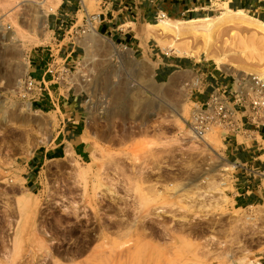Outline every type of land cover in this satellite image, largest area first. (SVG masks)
<instances>
[{
	"label": "rangeland",
	"instance_id": "374dc122",
	"mask_svg": "<svg viewBox=\"0 0 264 264\" xmlns=\"http://www.w3.org/2000/svg\"><path fill=\"white\" fill-rule=\"evenodd\" d=\"M128 1L133 17L153 13L121 27L140 48L88 20L101 13L95 0H81L77 15L56 32L48 19L60 0H0V264L111 261L107 249L93 252L98 244L121 253L119 264H264V162H255L262 175L253 179L231 165L237 156L219 127L196 140L186 124L208 82L201 72L231 82L237 75L264 77V40L246 24H216L210 40L181 36L179 49L194 55H180L168 45L172 34L148 26L158 23L156 13L178 21L215 17L227 0ZM198 5L204 10L184 11ZM245 13L262 19L260 12ZM109 42L132 56L116 54ZM64 45L75 48L70 72L89 101L70 115L61 102L66 89L48 84L55 96L44 91L41 107L31 101L27 109L21 81L32 70L29 61L42 49L65 57L70 51L55 52ZM163 58L199 74L159 82L155 69ZM214 59L234 67L228 71ZM142 60L156 67L142 73ZM255 138L264 146V136ZM61 141V157L35 167L37 151ZM256 153L264 159L263 149Z\"/></svg>",
	"mask_w": 264,
	"mask_h": 264
},
{
	"label": "built area",
	"instance_id": "2783aa9c",
	"mask_svg": "<svg viewBox=\"0 0 264 264\" xmlns=\"http://www.w3.org/2000/svg\"><path fill=\"white\" fill-rule=\"evenodd\" d=\"M100 7L106 0H95ZM157 18L164 19L166 14L162 11L156 13ZM88 20L101 21V13L90 16ZM72 25V24H71ZM69 26V29H72ZM70 31H67V33ZM75 33V32H74ZM125 47V46H124ZM41 50L40 60L43 62L44 76L36 80L28 73L21 81L23 90L28 94L29 104L31 101H37L43 98V92L48 90V84L56 85L58 89L64 87L66 95L85 96L84 103L89 101L86 89L74 80V76L70 72L71 66L68 57L72 51L65 57L53 54L51 49ZM75 67V66H74ZM200 83H201V78ZM199 82L196 79L195 85ZM71 92V93H70ZM190 136L196 140L204 139L214 127H219L222 132L223 141L228 142L231 139L236 141L238 136L245 139H254V135L262 138L264 136V77H256L252 75L232 76V82L227 86H216L212 89L208 98L204 102L195 101L193 103L190 117L186 121ZM251 139V140H252ZM259 147V151L264 150V146L260 147L259 142L254 140ZM244 143H241V145ZM261 163L264 159H260ZM235 168L245 170L247 175L253 179L260 177V169L246 168L245 164L233 160Z\"/></svg>",
	"mask_w": 264,
	"mask_h": 264
},
{
	"label": "crops",
	"instance_id": "0c3cea01",
	"mask_svg": "<svg viewBox=\"0 0 264 264\" xmlns=\"http://www.w3.org/2000/svg\"><path fill=\"white\" fill-rule=\"evenodd\" d=\"M128 0L124 1H118V0H106L103 4V7L101 8V21H100V31L101 33L108 34L113 39L118 40L121 44L130 45L132 47L140 48V43L137 42L138 37L132 33L131 31H123L121 29L122 26L126 25L129 22H132V20L138 21L139 17L148 16V14H153L150 11L144 10L143 15L138 14L136 17H133L128 14L127 12V6L130 5ZM143 1V0H142ZM264 1V0H263ZM137 3H141L137 1ZM228 7L235 8H241L244 10H253L256 12H260L262 14L261 21L264 23V3L261 2V0H258L257 3H250L248 0H227L226 1ZM123 4V5H122ZM81 5V0H60V4L58 5V8L56 12L52 13V15L48 19V27L51 29V31L56 32L58 30H62L64 27L68 25L70 21L74 18L75 15H77V12L79 10V7ZM194 5V3H193ZM125 11H124V10ZM199 10H204V6L198 5L194 6L193 8L189 7L185 9V12H188L190 14H194L195 12ZM76 13V14H75ZM144 19V18H143ZM131 32V33H130ZM136 43V44H135ZM65 46V45H64ZM61 52H68L72 51L75 53V48L68 46V47H61L55 50V52L58 51ZM52 51V50H51ZM77 51V50H76ZM68 52V53H70ZM67 53V54H68ZM73 53V54H74ZM41 51L40 53H37L33 59L29 61V65L32 67V70H30L29 74L31 77L35 78L36 80H40L44 77V79H47L48 77L44 76V68H43V62L40 60L41 58ZM181 64L180 60H167L165 58L161 59L160 62H158V65L155 69V79L159 82L167 81L175 79L181 72L184 71H191L189 74H192L194 72V75L197 76L199 74L195 70H184L182 68H179ZM178 68V69H174ZM194 69V68H193ZM217 72V71H215ZM203 74L206 76V80L208 82L204 86L202 90L198 91V102H204L207 98L210 92L213 88L216 86H227L230 84L231 79L226 77L227 75H222L210 72L208 69L205 70V73L201 72V76ZM47 91V95L49 98L52 96H55L49 88ZM46 94V92H45ZM84 96H76V95H66L61 99V97L57 96V99L62 102L63 106H68L69 108V114L70 115H78V113L75 111L76 108H79L82 106L84 102ZM54 99V98H53ZM42 103L40 101H36L35 106L41 107ZM72 128H75L72 126ZM69 132V131H68ZM73 135V134H72ZM250 141L249 144L247 142H240L238 141V137L236 141L234 139H231L230 142L227 144V148L231 150V152H235V155L237 156L236 160L245 164L246 168L250 169H256L259 168V166L255 165V162L259 160V163L261 164L260 157L258 156L256 151H259V147L256 145L255 141V135ZM64 141L59 142L58 144L54 145L50 149H40L41 151H37V154L34 155L35 160L32 161L35 163V167H37L38 164H40L45 159H55L61 157V153L64 150V147L62 144ZM241 143H244V145ZM246 172V171H245ZM247 173V172H246ZM253 190V188H251ZM245 190V189H244ZM251 192L250 188L248 187L245 190L246 194H249ZM254 264H262V263H254Z\"/></svg>",
	"mask_w": 264,
	"mask_h": 264
},
{
	"label": "bare ground",
	"instance_id": "6f19581e",
	"mask_svg": "<svg viewBox=\"0 0 264 264\" xmlns=\"http://www.w3.org/2000/svg\"><path fill=\"white\" fill-rule=\"evenodd\" d=\"M226 23L246 24V26H248L249 29H251L255 34H257L261 39L264 40V23L259 19L252 18L251 16L246 15L244 9H241V8L233 9V8L228 7L226 2H224V6H223V9L221 11V14L218 16H215V17L206 16V17H200V18H192V19H188V20H184V21H180V20L178 21V20H174L171 18H165V19L159 20L158 23H156V24H148V26L156 29L159 33H170V34H172L173 39L171 42H169L168 45L176 53H178L180 55L181 54H185V55L188 54L190 56H193L194 55L193 53H187V52L179 49L177 41L180 40L181 36L185 35L186 33H190L193 36L201 35L204 38H206V40L207 39L210 40L213 37L214 26L216 24H226ZM149 34H151V33H149ZM159 42L162 44L161 40H159ZM109 44L111 45L112 50L116 54H118V55L126 54L129 58L132 56L131 49H129L127 47H123L122 49H120L118 46L114 45L112 42H109ZM214 62L216 64H218L219 67H223L228 71L234 67L233 65L226 64L224 61H221V59H214ZM138 65H139V68L141 69L142 73L146 70H149V68L152 69V68L156 67V63H153L150 65L147 60L140 61V63ZM26 107H27V109H29L30 104L27 103ZM179 117L182 118L183 115L181 114V115H179ZM183 119H184V117H183ZM207 145L210 146V143H207ZM71 153H72L71 148L66 147L65 154L70 156ZM231 165H234V164H231ZM204 178H207V177L204 176ZM149 189H150V187H149ZM106 227H108V226H106ZM119 231H120V229H119ZM127 231H128V233L131 232V230H127ZM124 232H125V230H124ZM107 241H108V239H107ZM107 243H110V242L108 241ZM121 246H122V243H121ZM84 247L86 248V246H84ZM48 248H49V246H48ZM50 248H51V246H50ZM101 249H107L108 251H110V255H111V253L113 255V259L111 261H108L109 259H107V260L103 259L101 261L103 264H108V263L119 264L121 262L123 255L121 253H115L116 251L113 252L112 249L109 246L108 247L105 246V244H98L92 250L94 252V251L101 250ZM49 254L50 253H48V255ZM99 254L100 253H96L95 255L98 256ZM93 255H94V253H93Z\"/></svg>",
	"mask_w": 264,
	"mask_h": 264
}]
</instances>
